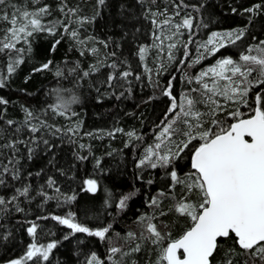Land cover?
Masks as SVG:
<instances>
[{"label":"trees","instance_id":"16d2710c","mask_svg":"<svg viewBox=\"0 0 264 264\" xmlns=\"http://www.w3.org/2000/svg\"><path fill=\"white\" fill-rule=\"evenodd\" d=\"M13 5L21 11L47 6L49 14L41 20L54 34L38 31L27 38V43L21 40L16 44L22 52L0 51V78L4 83L0 99L7 101L0 104V198L7 202L17 196L16 201L0 206V264L15 260L23 264H88L93 255L108 264L112 247L128 253L111 258L117 264H155L159 248L145 239L149 236L147 225L155 224L162 234L178 239L191 225L189 218L175 212L174 205L185 197L188 202L200 203L195 191L188 193L183 184L173 185L170 176L176 171L181 180L189 179L193 145L198 146V140L166 167L151 168L147 163L138 166L147 149L164 155L169 148L175 151V145L185 139V126L180 121L170 138L165 135L157 139L179 113V108L170 112L171 99L164 91L170 85L178 104L185 96L200 101V91L192 90L202 91L196 78L205 68L222 59L243 64L242 55H258L255 50L264 48V0H105L104 5H98V0H7L0 9L11 16ZM177 5L179 15L175 14ZM256 5L260 7L255 14L246 11ZM69 9L75 10V15H66ZM165 9L172 25L182 23L186 16L193 20L192 28H184L179 34L171 60L166 44L159 42L158 49L155 38L159 33L163 37L171 25L161 32L151 22H162L164 16L154 17L152 13ZM9 27L0 21V39ZM72 31L78 33L77 38L71 37ZM240 31V40L230 41L210 55L202 47L213 33ZM141 47L147 49L143 60ZM17 60L22 63L16 64ZM49 61L48 70L35 71ZM113 64L116 68L111 67ZM10 65L14 68L11 73ZM58 70L63 75L57 76ZM124 71L131 73L126 79L121 76ZM83 72L89 75L84 77ZM256 75L253 72L249 79ZM109 76L115 78L109 81ZM204 82L211 86L214 80ZM58 95L78 97L79 102L71 106L68 115L53 110ZM256 95L264 96V86H253L245 104L225 103L227 110L208 116L203 120L204 128L212 127V119L225 125L234 122L228 116L231 111L238 110L247 117L255 107ZM195 107L208 111L201 103ZM77 125L75 133L71 132ZM33 126L39 131L33 133ZM14 142L15 150L3 147ZM157 143L160 149L155 148ZM5 166L8 172H3ZM13 172L18 179L13 178ZM49 179L54 181L51 187ZM89 179L97 182L95 193L85 191ZM24 187L29 189L27 197L17 192ZM129 194L134 195L121 209L119 201ZM72 196L74 200L67 199ZM154 198L158 206L151 205ZM69 213L74 222L91 230L109 227L106 239L75 233L52 219L67 218ZM33 224L37 226L34 236L28 233ZM128 233H134L135 238L128 239ZM49 243L56 247L47 261L42 257L25 259L32 244L46 247ZM167 243L168 239L164 246ZM137 244L140 251H132ZM233 247L231 240L222 242L213 264H227L228 260L232 264H264L259 258L228 252Z\"/></svg>","mask_w":264,"mask_h":264},{"label":"snow or ice","instance_id":"6c2138e0","mask_svg":"<svg viewBox=\"0 0 264 264\" xmlns=\"http://www.w3.org/2000/svg\"><path fill=\"white\" fill-rule=\"evenodd\" d=\"M7 0H0V5H6ZM105 0H98V5H104ZM180 5H177L176 15H179ZM187 7V5H184ZM260 5L254 8L246 9V11L255 14ZM15 11L9 16L6 11L0 15V21L7 22L10 27L6 29L5 36L0 39V51L15 50L22 52L23 49L16 48V44L23 40L28 42L27 38L31 37L35 32L48 31L54 34L52 28L46 27L42 23L41 17L49 14L47 6L41 7L35 11L23 10L21 11L13 5ZM63 11V8H61ZM75 15V10L69 9L66 15ZM152 15L164 16L165 19L160 22L153 19L151 22L163 31L165 26H173L178 33L181 27L191 29L193 25L192 18L186 17L182 24L172 25V17L168 16L167 10L163 12H154ZM81 23L83 20L80 21ZM64 31L68 28L65 26ZM72 38H77L78 33L72 31L70 33ZM219 34H213V38ZM231 42L240 40L243 36V31L239 33L228 32L224 34ZM156 39L161 36L157 35ZM169 40L173 36L168 37ZM214 39L209 40L208 44H213ZM59 43V41H57ZM175 43L168 45L169 49L175 48ZM186 46V45H185ZM221 43L219 47H223ZM202 47H207L202 46ZM54 50V49H53ZM93 52L96 49H92ZM209 51H218V47H213ZM252 52L253 49H249ZM258 55H242L240 57L243 64H237L232 59H222L215 67H210L206 72H201L196 78V83L200 84V89H193L192 91H200L201 100L195 101L187 96L178 104L176 98L171 95V87L165 89L164 95L171 99L170 112H176L179 108V113L173 121L164 127L160 136L157 139H163L165 135L175 134L177 131L174 125L177 121L184 124L185 128L182 134L185 137L179 144L175 145V151L168 149L167 154L158 155L152 148L147 149L144 159L140 160L138 166H143L147 163L151 168H156L158 165L166 167L172 163L173 160L179 159L181 153L192 144V141L198 140L199 145L194 147L191 156V169L194 170L189 174L188 180H181L176 171H171L170 176L175 184H183L188 193L196 191L200 196V203L198 205L187 201V197L178 201L174 205V210L181 216L187 217L191 220V226L178 238L170 239L168 234H162L155 224L149 223L147 225L148 239L151 243L159 248V256L156 264H213L214 256L221 248L222 242L232 241L233 245L240 250L236 252V247L229 248L228 252L234 254L248 255L253 258H259L264 261V96H255V107L245 118L238 110L228 112L229 118L234 122L225 125L219 120L212 119L210 121L212 127L204 128L202 117L208 115L215 117L219 112L226 111L227 105L220 103L217 98L231 102L233 104H245L248 92L253 86H264V48L256 49ZM147 49L141 47L139 49L140 59L145 58ZM83 54V53H81ZM187 55V53H186ZM173 59L171 52L169 53V60ZM198 62V60L196 61ZM22 63V60H17L16 64ZM51 61L43 64L35 71L48 70ZM116 68V65H111ZM14 71L12 65L9 66L8 72ZM70 72L75 69H69ZM148 71V69H146ZM253 72L257 75L254 79H249ZM57 76L63 75L61 71L56 72ZM89 72H83V76L87 77ZM131 75L130 72L124 71L121 76L127 78ZM213 78L214 82L210 86L209 83L204 82V77ZM239 77V79H234ZM114 76H109V81L114 79ZM220 81L225 83L221 84ZM3 79L0 78V87H3ZM111 86V84H109ZM78 97L70 96L65 98L57 96V103L54 106V111L59 115L65 116L71 112V106L78 103ZM7 101L0 99V104H6ZM196 103H201L207 108V112H201L196 109ZM75 115V113H71ZM32 114L29 112L28 116ZM11 124V121H8ZM76 129H70L71 132ZM33 133L39 131L35 126L31 128ZM59 131V129H57ZM119 131V130H118ZM133 136L134 133H128ZM25 143L24 141H18ZM15 143L4 145L3 147H10L15 150ZM48 144V141H44ZM83 147V145H81ZM156 149L161 148V144L155 145ZM31 149L29 152L31 153ZM156 157L153 160V157ZM11 164L12 161L10 160ZM9 169L5 166L3 172H8ZM13 178L18 179V175L13 172ZM3 181L0 180V183ZM85 191L95 193L98 190V185L95 180L89 179L86 182ZM151 183V181H149ZM49 186L54 185V181L49 179ZM55 191L59 193L60 189ZM18 195L27 197L29 194L28 187L22 190H17ZM43 195V193H41ZM129 194L119 201L121 209L126 207V202L129 200ZM164 195V193H161ZM51 198V197H49ZM68 200H74L75 197H68ZM17 200V196L11 197L10 201L0 198V206H6V203H11ZM151 205L158 206L159 201L153 199ZM20 210L19 208L17 209ZM164 213H161L163 215ZM60 224L66 225L75 233H86L89 236L98 237L100 240H105L109 227H104L99 230H91L87 226H83L74 222V218L69 213L67 218L52 217ZM37 226L33 224L28 228L30 235H35ZM128 239H134V233L127 234ZM168 239V243L164 246V241ZM56 247L55 243H49L46 247H37L32 244L29 248L26 260H31L34 257H42L44 261L48 260L49 253ZM132 251H140V245L137 244ZM117 254L127 255L121 248L112 247L110 249V259ZM11 264H21L20 260L12 261ZM88 264H103L96 255H93ZM112 264H117L116 260H112ZM227 264H232L231 260ZM247 264V262H245Z\"/></svg>","mask_w":264,"mask_h":264},{"label":"rangeland","instance_id":"374dc122","mask_svg":"<svg viewBox=\"0 0 264 264\" xmlns=\"http://www.w3.org/2000/svg\"><path fill=\"white\" fill-rule=\"evenodd\" d=\"M186 17H188V16H186ZM186 17H184V18H186ZM176 24H182V23H176ZM175 24V25H176ZM184 30V27H181L180 28V30H179V32L177 33L176 32V30H175V28L173 27H171V26H169V28H168V30L165 32V33H162V35H163V37L161 36V33H159L158 35L159 36H161V39H162V43H165L166 44V46H167V48L169 49V47H168V45L170 44V43H175L176 45H178V42L180 41V37H178L179 36V34H181L182 33V31ZM213 34H219L218 36H216L215 37V39L213 38ZM211 36H210V38H209V40H212V39H214V43L213 44H208L207 43V49H208V51L210 50V49H212L213 47H218V49H220L221 47H219V45L221 44V43H223L224 44V46L225 45H227L228 43H230V39L228 38V37H226L224 34V32H219V33H213ZM157 36V35H156ZM169 36H173V39L172 40H169L168 39V37ZM159 42H161V40L160 39H157V44L159 43ZM161 44H158V49H159V46H160ZM177 47V46H176ZM169 52L168 53H170L171 51H172V49H169L168 50ZM213 52H211V51H209V55L210 54H212ZM216 65H214V66H210V67H215ZM210 67H208V68H205L202 72H206ZM207 79H212L211 78V76H209V77H204L203 78V80H207ZM234 79H239V77H236V78H234ZM219 83H221V84H223V83H225L224 81H220ZM184 98V97H183ZM217 99H219L220 100V103H222V104H225V103H227L228 101H225V100H223V98H217ZM203 105V104H202ZM203 107H205V105H203ZM201 112H202V110H201ZM207 117H208V115H204L203 117H202V121L203 120H205L206 121V119H207ZM167 154V153H166ZM195 194L196 195H199L196 191H195ZM199 198H200V196H199ZM191 220L189 221V223H188V226H190L191 225ZM187 226V227H188ZM186 227V228H187ZM36 245V244H35ZM37 247H39L38 245H36ZM21 261V264H23V261L22 260H20ZM106 262L108 263V264H112V259H110V258H108L107 260H106ZM156 264V263H155Z\"/></svg>","mask_w":264,"mask_h":264},{"label":"flooded vegetation","instance_id":"af4514ba","mask_svg":"<svg viewBox=\"0 0 264 264\" xmlns=\"http://www.w3.org/2000/svg\"><path fill=\"white\" fill-rule=\"evenodd\" d=\"M222 48V47H221ZM219 50V49H218ZM216 52V51H215ZM246 118V117H245Z\"/></svg>","mask_w":264,"mask_h":264},{"label":"water","instance_id":"95a60500","mask_svg":"<svg viewBox=\"0 0 264 264\" xmlns=\"http://www.w3.org/2000/svg\"><path fill=\"white\" fill-rule=\"evenodd\" d=\"M194 171V170H193Z\"/></svg>","mask_w":264,"mask_h":264}]
</instances>
